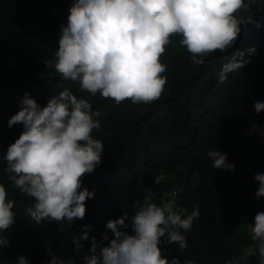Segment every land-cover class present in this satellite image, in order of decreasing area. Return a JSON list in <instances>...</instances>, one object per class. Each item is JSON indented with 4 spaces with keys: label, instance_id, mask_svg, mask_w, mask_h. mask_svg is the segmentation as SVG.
<instances>
[{
    "label": "trees",
    "instance_id": "16d2710c",
    "mask_svg": "<svg viewBox=\"0 0 264 264\" xmlns=\"http://www.w3.org/2000/svg\"><path fill=\"white\" fill-rule=\"evenodd\" d=\"M71 2L0 0V183L15 201L14 223L4 233L8 243L0 248V264H15L17 254L29 264H46L49 252L82 264L81 253L87 252L90 240L82 241L77 252L72 236L91 225L90 237L99 241L104 233L112 239L106 221L123 213L131 217L149 189L158 204L174 198L177 207L188 212L199 206V217L184 233L188 246L181 251L175 242L165 240L162 255L191 264H225L242 249H254L249 225L257 212H264V197L254 196L257 182L252 177L264 173V138L249 129L264 126V110L252 111L255 102L264 101V11L253 14L251 23L258 30L242 26L232 48L225 53L213 50L202 65L191 63L179 36L170 37L160 57L167 66L160 99L151 104L128 99L114 104L99 93L89 97L78 83L60 80L53 67L43 64L54 59L59 26L66 23ZM249 49L254 55L244 57L247 65L219 82L216 73L222 64L233 53ZM65 87L78 98L89 99L100 112L101 127L91 134L104 146L100 163L81 178V187L94 195L84 202V218H73L71 227L31 220L25 209L33 198L12 187L2 170L7 147L23 130L20 123L7 126L23 93L44 106ZM215 149L226 157L231 173L211 167L206 153ZM125 223L129 227L122 230L131 234L130 220L125 218ZM258 260L253 252L248 264Z\"/></svg>",
    "mask_w": 264,
    "mask_h": 264
},
{
    "label": "clouds",
    "instance_id": "9594fccd",
    "mask_svg": "<svg viewBox=\"0 0 264 264\" xmlns=\"http://www.w3.org/2000/svg\"><path fill=\"white\" fill-rule=\"evenodd\" d=\"M261 11L264 0H72L67 21L59 26L54 59L43 64L53 67L60 80L78 83L89 97L99 93L114 104L125 99L151 104L160 99L167 81L163 75L167 66L160 57L170 37L179 36L191 63L202 65L213 50L225 53L232 48L242 26L258 30L251 22L253 14ZM253 55L252 49L233 53L216 73L218 81L244 68L248 63L244 57ZM262 110L264 101L252 105L255 113ZM99 116L89 99L78 98L65 87L44 106L24 92L18 110L8 119V127L20 123L23 130L7 147L2 170L12 187L33 198L25 213L37 224L56 221L71 227L73 218H84V202L94 191L82 188L81 178L93 172L104 150L102 141L91 134L101 127ZM252 131L264 138V126L253 125ZM206 155L214 170L233 171L216 149ZM252 179L257 182L254 196L264 197V173H255ZM152 195L149 189L131 217L123 213L106 221L112 239L104 233L99 241L90 237L91 225H84L78 237L72 236L77 252L83 248L82 241L90 240L87 252L81 253L82 264H191V260L162 255L160 245L167 234L166 242H175L183 251L188 246L184 233L199 217V206L188 212L178 208L174 198L158 204ZM14 204L0 183V248L8 243L4 233L14 223ZM125 218L130 220L131 234L122 230L129 227ZM249 233L254 249H242L225 264H248L253 251L258 264H264V212L254 215ZM103 241H108L106 246ZM48 255L46 264H77L72 258ZM15 264L29 261L17 254Z\"/></svg>",
    "mask_w": 264,
    "mask_h": 264
},
{
    "label": "rangeland",
    "instance_id": "374dc122",
    "mask_svg": "<svg viewBox=\"0 0 264 264\" xmlns=\"http://www.w3.org/2000/svg\"><path fill=\"white\" fill-rule=\"evenodd\" d=\"M166 235L167 234H165V237L164 238H161L162 242H164L166 240ZM250 248H253V247H250ZM253 252H255V251H253Z\"/></svg>",
    "mask_w": 264,
    "mask_h": 264
}]
</instances>
